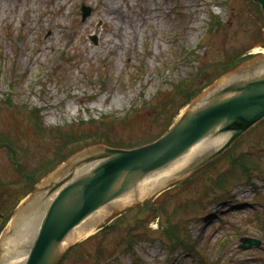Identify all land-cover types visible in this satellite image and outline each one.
<instances>
[{
  "label": "rangeland",
  "instance_id": "1",
  "mask_svg": "<svg viewBox=\"0 0 264 264\" xmlns=\"http://www.w3.org/2000/svg\"><path fill=\"white\" fill-rule=\"evenodd\" d=\"M83 5L92 10L84 19ZM263 42L250 0H0V211L96 140L161 135L188 94ZM232 147L154 200L124 207L61 264H195L194 253L206 264H264V118ZM236 157L247 171L232 167ZM238 233L261 249L242 251Z\"/></svg>",
  "mask_w": 264,
  "mask_h": 264
},
{
  "label": "water",
  "instance_id": "2",
  "mask_svg": "<svg viewBox=\"0 0 264 264\" xmlns=\"http://www.w3.org/2000/svg\"><path fill=\"white\" fill-rule=\"evenodd\" d=\"M251 1L258 3L264 14V0ZM89 14L90 10L85 8L82 17ZM228 92L234 96L226 98ZM263 117L264 53H259L227 71L193 97L162 137L131 148L96 144L87 148V153H78L69 161L56 166L45 179L33 187L32 192L21 202L0 232V263L7 238L20 225L22 220L19 219L32 213L39 199L46 203L40 207L42 213L39 225L23 264H57L67 249L78 240L63 249L60 248V242L89 213L109 205L121 194L132 193L136 197L137 183L143 177L170 164L209 133L228 132V138L216 150L204 152L196 158L191 169L155 193L186 178L229 149L241 134ZM80 160L94 161L95 164L81 175L69 179L73 163ZM54 192L56 193L53 198L47 203L46 199ZM132 203L135 202L129 204ZM112 209L115 212L121 210ZM242 241L248 247L259 244V241L248 238Z\"/></svg>",
  "mask_w": 264,
  "mask_h": 264
},
{
  "label": "bare ground",
  "instance_id": "3",
  "mask_svg": "<svg viewBox=\"0 0 264 264\" xmlns=\"http://www.w3.org/2000/svg\"><path fill=\"white\" fill-rule=\"evenodd\" d=\"M262 16V14H261ZM104 44H110L111 41L109 39L104 40ZM98 49V47H97ZM262 49L261 51L264 53V47H257L254 48V51ZM39 51V49H38ZM227 72V68L222 70L220 74L224 75ZM194 93V92H193ZM193 96V94H188L187 96ZM234 94L228 92L226 94V98L232 97ZM192 97L188 100H185L183 105H185ZM224 99V96L222 97ZM182 105V106H183ZM172 126V125H171ZM169 126L168 129L171 127ZM228 138V132L225 131H217L209 133L204 139L195 142L193 146H191L187 151L178 156L174 159L170 164L164 166L163 168L152 171L149 175L142 178L137 183V187L135 189V196L131 194H121L118 198L114 199L109 205L101 206L98 210H95L88 214L81 222H79L76 226L70 229L67 235L63 238L60 242V248H65L71 242L78 240L79 238L89 236L90 233L93 232L94 227L99 224H102L108 219L115 211V210L122 209L127 207L129 203L132 201L138 202L142 201V199L151 197L153 193L157 192V190L163 188L165 185L175 181V179L186 170L191 169L192 165L195 163L196 158L202 156L204 152L208 150H216L219 145H221L226 139ZM241 158V157H240ZM237 157V161L240 160ZM243 160H241V163ZM94 161H75L73 163L72 173L69 179H74L76 176L81 175L83 172L88 170L93 166ZM67 182V181H66ZM48 196L47 203L53 198L54 194ZM135 199V200H134ZM46 203L44 200L38 201V204L34 205L32 213L30 215H26L25 217L20 218L19 221L20 225L17 226L18 228L10 234L7 238V243L5 244V248L2 251V261L0 264H23L25 258L27 257L26 254L31 246L30 243L34 237V233L37 230L40 220V207ZM113 210V211H112ZM18 221V222H19ZM16 223L17 225L19 223Z\"/></svg>",
  "mask_w": 264,
  "mask_h": 264
},
{
  "label": "trees",
  "instance_id": "4",
  "mask_svg": "<svg viewBox=\"0 0 264 264\" xmlns=\"http://www.w3.org/2000/svg\"><path fill=\"white\" fill-rule=\"evenodd\" d=\"M262 45H264V42H263V44ZM190 97H192V95L191 96H186L185 97V99H184V101L185 100H188ZM157 136V135H156ZM150 139H148L147 137H144V138H140V141H137V142H129V143H124V142H118V143H111V145H114V146H129V145H131V146H135V145H140V143H144V142H147V141H149ZM3 141H6V140H3ZM11 210V209H10ZM10 210L9 211H7V212H4V211H0V214L1 215H8L9 214V212H10ZM176 244H180V243H182L180 240H177L176 242H175ZM170 244H171V242H170ZM178 246H180L179 248H182V249H184V246H181V245H178ZM178 246L175 248V250L178 248ZM189 249L190 248H192V247H188ZM187 249V248H186ZM171 250H174V249H171Z\"/></svg>",
  "mask_w": 264,
  "mask_h": 264
}]
</instances>
